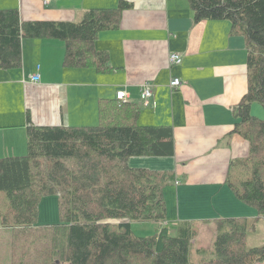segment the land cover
<instances>
[{"label": "trees", "instance_id": "1", "mask_svg": "<svg viewBox=\"0 0 264 264\" xmlns=\"http://www.w3.org/2000/svg\"><path fill=\"white\" fill-rule=\"evenodd\" d=\"M189 2L196 21L228 20L232 33L247 42L249 87L237 115L239 133L250 142V151L231 162L226 184L258 212L253 222L247 217L214 220V257L201 264H264V245L246 247L249 229L255 232L264 222V121L251 112L254 103L264 106V0ZM131 7L123 0L114 9H93L79 23L23 22L17 10H0V70L22 67V42L29 38L64 41L66 68L107 71L112 67L107 53L93 45L102 31L118 28ZM109 101L100 103L102 124L31 125L27 154L0 159V227L15 228L13 264H24L19 239L26 237L29 250H40L44 240L30 235L36 229L51 236L43 255L59 264H192L197 224L179 221L174 235L167 225L163 190L174 175L128 164L132 157H172L173 129L136 125L138 108ZM51 194H59L61 222L39 226V203ZM137 221L156 222L161 229L153 237L139 238L132 230Z\"/></svg>", "mask_w": 264, "mask_h": 264}, {"label": "crops", "instance_id": "2", "mask_svg": "<svg viewBox=\"0 0 264 264\" xmlns=\"http://www.w3.org/2000/svg\"><path fill=\"white\" fill-rule=\"evenodd\" d=\"M121 1L0 0V10H17L23 22L79 23L88 11L114 9ZM125 1L132 7L119 27L102 31L93 45L107 53L112 66L107 71L64 67L62 40H23L22 67L0 70V159L27 154L31 125L102 124L100 103H111L125 91L128 97L120 101L138 108L136 125L174 132L172 157L128 162L132 168L174 175L163 190L167 225L249 217L253 212L226 184L231 162L250 151L237 115L249 87L245 37L233 34L228 20L196 21L189 0ZM172 53L182 55V64H170ZM174 78L181 80L180 87L170 86ZM145 85L152 87L148 102L140 98Z\"/></svg>", "mask_w": 264, "mask_h": 264}, {"label": "rangeland", "instance_id": "3", "mask_svg": "<svg viewBox=\"0 0 264 264\" xmlns=\"http://www.w3.org/2000/svg\"><path fill=\"white\" fill-rule=\"evenodd\" d=\"M252 115L258 120L264 121V106L261 104H255L252 109ZM249 128L246 130L247 132L249 131ZM242 179H244V174L242 176ZM246 208L247 210L253 212L252 214H249L250 215L249 217L247 216L249 221L253 222V220H255L258 217V212L255 208L248 206ZM61 219L62 217H61L59 194L45 195V197H43L39 203L38 225L52 226L56 223L59 224L61 222ZM168 221H170V218H168ZM174 224L175 223H171V225L169 226L172 235L175 234ZM196 224H197L196 225L197 236L194 239L195 243H193L194 247L192 250L191 261L192 264H201L202 262L210 260L214 257L213 248L216 241V237L218 235V224L215 221L209 224L208 223H201V224L196 223ZM165 225L161 224V227ZM258 227L259 228H257L255 232H251V233L249 229L248 236L246 238V243H247L246 247L252 248V247L264 245V222H259ZM0 229H1L0 237L3 236V238L0 239V243H1L0 264H13L14 251L16 253V245L14 243V240L16 238L15 228L0 227ZM160 229H161L160 225L156 222L137 221L132 224L133 233L136 237L139 238L153 237L159 233L158 231H160ZM4 233H6V235H4ZM30 235H34V237L40 238V240H44V242L42 245H39L40 250H29L30 248L28 246L29 244L26 243L25 241L26 237L18 240L17 242V245L19 247L18 251L23 254L24 264H59L56 261V259L45 257V255H43V253L45 252L43 245L46 242V240H48L51 236L48 235V233L45 232V230H41V229H36ZM24 247H27V249H25ZM199 250H201L202 252H200ZM32 258L34 259L36 258V261L34 262Z\"/></svg>", "mask_w": 264, "mask_h": 264}, {"label": "built area", "instance_id": "4", "mask_svg": "<svg viewBox=\"0 0 264 264\" xmlns=\"http://www.w3.org/2000/svg\"><path fill=\"white\" fill-rule=\"evenodd\" d=\"M46 1H51V0H46ZM169 60H170V64H172V65H180L183 62L182 55L177 54V53H172L170 55ZM39 79H40V77H39V75H37V76H34L32 80L35 82H38ZM181 84H182V82L179 78H174L172 80V82L170 83V86L172 88H178L181 86ZM127 97H128V95L125 91H119L117 93V99L118 100L122 101V100L126 99ZM140 98H142L143 101L148 102L152 98V87L149 85H145L144 87H142Z\"/></svg>", "mask_w": 264, "mask_h": 264}]
</instances>
